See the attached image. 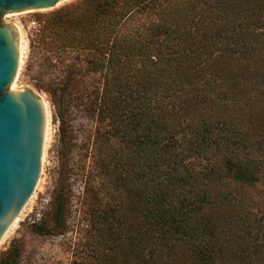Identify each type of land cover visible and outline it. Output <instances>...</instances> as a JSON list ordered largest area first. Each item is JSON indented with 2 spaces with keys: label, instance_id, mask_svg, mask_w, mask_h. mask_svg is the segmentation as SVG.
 Listing matches in <instances>:
<instances>
[{
  "label": "trees",
  "instance_id": "16d2710c",
  "mask_svg": "<svg viewBox=\"0 0 264 264\" xmlns=\"http://www.w3.org/2000/svg\"><path fill=\"white\" fill-rule=\"evenodd\" d=\"M40 27L101 75L89 103L107 182L92 192L89 264H264L259 222L226 187L264 169V0H84ZM60 177L37 234L66 229ZM21 251L12 240L0 264Z\"/></svg>",
  "mask_w": 264,
  "mask_h": 264
},
{
  "label": "rangeland",
  "instance_id": "374dc122",
  "mask_svg": "<svg viewBox=\"0 0 264 264\" xmlns=\"http://www.w3.org/2000/svg\"><path fill=\"white\" fill-rule=\"evenodd\" d=\"M84 0H68L48 11L3 17L22 31V60L16 87L28 86L43 97L47 108V132L41 156V169L35 189L15 225L0 240V253L14 239L22 245L20 264H89L84 242L89 237V211L94 198L102 195L105 178L94 153L97 123L90 111V93L100 86L99 72L87 70L88 50L60 49L59 40L41 30V24L56 11L80 5ZM61 120L71 148L66 158L59 156ZM264 168V167H263ZM63 173L62 185L68 192L66 229L62 233L40 235L34 222L52 226L51 195ZM259 180L243 191L229 184L249 212L264 240V169ZM239 201V202H240ZM238 202V203H239Z\"/></svg>",
  "mask_w": 264,
  "mask_h": 264
},
{
  "label": "water",
  "instance_id": "95a60500",
  "mask_svg": "<svg viewBox=\"0 0 264 264\" xmlns=\"http://www.w3.org/2000/svg\"><path fill=\"white\" fill-rule=\"evenodd\" d=\"M68 0H0V240L30 199L41 169L45 100L28 86L11 89L20 36L5 16L48 11Z\"/></svg>",
  "mask_w": 264,
  "mask_h": 264
},
{
  "label": "bare ground",
  "instance_id": "6f19581e",
  "mask_svg": "<svg viewBox=\"0 0 264 264\" xmlns=\"http://www.w3.org/2000/svg\"><path fill=\"white\" fill-rule=\"evenodd\" d=\"M15 25H16L18 31H19V36H20V59H19V67H20V62H21V60H22V50H23L22 31H21V28L18 26V24H15ZM18 69H19V68H18ZM17 73H18V71H17ZM16 76H17V74H16ZM16 76H15V79H14L13 83L11 84V89H15V88H17V87H16V79H17ZM45 107H46V102H45ZM46 113H47V108H46ZM46 132H47V123H46V127H45V138H46ZM45 138H44V141H45ZM18 218H19V217H18ZM17 220H18V219L15 220V222L12 224L11 227H13V226L15 225V223L17 222ZM11 227H10V228H11ZM10 228H9V229H10Z\"/></svg>",
  "mask_w": 264,
  "mask_h": 264
}]
</instances>
